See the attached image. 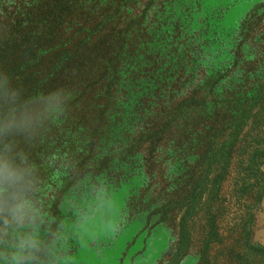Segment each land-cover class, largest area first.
I'll return each instance as SVG.
<instances>
[{
  "label": "trees",
  "instance_id": "16d2710c",
  "mask_svg": "<svg viewBox=\"0 0 264 264\" xmlns=\"http://www.w3.org/2000/svg\"><path fill=\"white\" fill-rule=\"evenodd\" d=\"M216 6L0 0V264H70L81 225L114 199L125 214L176 221L167 264L202 221L208 261L223 240L214 204L264 103V62L247 57L264 1L227 28ZM243 248L228 249L234 264H264L263 245Z\"/></svg>",
  "mask_w": 264,
  "mask_h": 264
},
{
  "label": "rangeland",
  "instance_id": "374dc122",
  "mask_svg": "<svg viewBox=\"0 0 264 264\" xmlns=\"http://www.w3.org/2000/svg\"><path fill=\"white\" fill-rule=\"evenodd\" d=\"M210 1L222 5L216 8L222 9L218 13L219 19L227 28L238 24L264 0ZM256 10L253 11V19L264 14V7ZM258 30L260 38L264 35V21L259 27L255 26L250 34L258 35ZM257 39L255 42L248 40L247 57L258 51L264 62V38ZM256 108L257 115L250 119L243 130L233 153L235 159L230 174L214 204V208H221L216 212V222L223 240L210 242L208 261L204 264H234L228 249L237 245L238 250L242 251L247 240L264 246V140L259 141L264 136V103ZM253 153L257 154L255 172L246 170ZM243 184L247 190L242 194ZM259 197L260 202L255 203ZM119 205L114 199L110 204L99 203L95 207L97 220L92 225L90 222L81 225L78 238L64 251L68 258H72L70 262L67 260L70 264H167L170 261V252L177 241L176 221L166 220L157 225L155 218L145 220L146 217L135 216L132 212L125 214ZM191 229L194 235L192 245L179 264H203L199 249L207 241L208 231L198 220Z\"/></svg>",
  "mask_w": 264,
  "mask_h": 264
}]
</instances>
